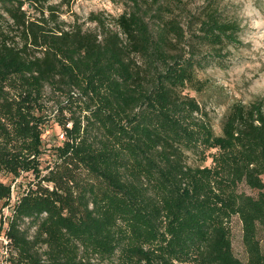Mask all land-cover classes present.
<instances>
[{"label":"trees","instance_id":"1","mask_svg":"<svg viewBox=\"0 0 264 264\" xmlns=\"http://www.w3.org/2000/svg\"><path fill=\"white\" fill-rule=\"evenodd\" d=\"M74 1L0 0L19 37L0 34V174L34 177L5 230L10 263L264 264V104L232 105L216 135L185 93L202 91L196 71L208 62L198 48L220 61L240 44L238 22L205 7L187 35L161 19L158 0H129L115 19L122 40L66 30L58 11ZM142 5L158 13L154 31ZM49 120L63 140L42 170ZM11 193L0 180V209ZM235 216L245 262L232 249Z\"/></svg>","mask_w":264,"mask_h":264},{"label":"rangeland","instance_id":"2","mask_svg":"<svg viewBox=\"0 0 264 264\" xmlns=\"http://www.w3.org/2000/svg\"><path fill=\"white\" fill-rule=\"evenodd\" d=\"M60 1L49 0L48 4L59 5ZM158 4L162 6L159 14L161 19L165 21L177 20L187 35L192 30H197L196 21L205 7L215 9L223 19L236 21L240 26V44L226 46L221 52L220 61L209 58L214 54L209 48H198L199 57L205 58L208 62L204 68L196 71V79L203 86L202 91L191 89L185 91L198 102L202 111L207 113L216 135H221L224 121L232 105H249L256 101H262L264 104V0H158ZM26 8L29 10L28 7ZM153 9L155 10V7L142 5V14L152 31L155 30L158 22V13ZM131 10L132 5L129 0H75L69 7L60 6L58 22L65 24L66 30L77 26L81 27L83 32L97 33L98 35H103L105 31H111L118 33L124 40L119 29L115 26V19ZM98 21H101L104 27ZM0 32L3 35L7 34L11 40L16 42L19 40L18 34L10 29L6 20L1 18ZM52 104V101L48 103L49 106H53ZM62 134L60 127L54 121L49 120L45 125L42 135V150L44 152L41 156L42 170L52 167L55 163L54 150L61 145ZM187 164L199 165L200 163L188 154ZM204 165L210 166L211 160L208 159ZM0 180L5 184L14 185L13 201L26 190L28 184L33 182L34 177L30 173H25L13 180L9 175L0 174ZM239 190L249 195L256 194L246 186H240ZM12 209H0V218L2 217V221L4 219V225L8 223ZM229 226L233 253L238 259L245 262L246 252L242 242V225L238 217H233ZM28 227L29 236H31L34 227H31L28 220H25L21 224V229L26 230ZM260 238L264 240L262 230ZM262 245L264 251V241H262ZM92 264L116 263L115 261L94 259Z\"/></svg>","mask_w":264,"mask_h":264},{"label":"built area","instance_id":"3","mask_svg":"<svg viewBox=\"0 0 264 264\" xmlns=\"http://www.w3.org/2000/svg\"><path fill=\"white\" fill-rule=\"evenodd\" d=\"M62 139H63V135H62ZM13 186H11V199H10V203L7 207L5 208H13L14 204L18 201L19 196L16 197V200L14 199L12 201V198H14L13 196ZM4 209V208H2ZM1 209V210H2ZM0 264H11L9 261V257L11 254V248H10V240L7 238V236L5 235V230L7 228V224L4 225L5 221L3 219L2 221V217L0 218ZM4 225V227H3Z\"/></svg>","mask_w":264,"mask_h":264}]
</instances>
